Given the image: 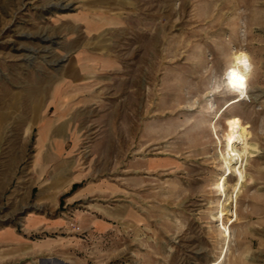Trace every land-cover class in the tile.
<instances>
[{"label": "rangeland", "instance_id": "374dc122", "mask_svg": "<svg viewBox=\"0 0 264 264\" xmlns=\"http://www.w3.org/2000/svg\"><path fill=\"white\" fill-rule=\"evenodd\" d=\"M83 46L116 67L70 101L63 69ZM233 49L255 64L248 99L210 113L203 71ZM61 114L78 145L57 159L38 141ZM233 118L257 148L237 194ZM262 121L264 0H0V264H264ZM59 161L81 182L55 208ZM89 212L111 228L82 229Z\"/></svg>", "mask_w": 264, "mask_h": 264}, {"label": "crops", "instance_id": "0c3cea01", "mask_svg": "<svg viewBox=\"0 0 264 264\" xmlns=\"http://www.w3.org/2000/svg\"><path fill=\"white\" fill-rule=\"evenodd\" d=\"M115 64L116 61L113 56L108 55L101 50L90 49L89 46H83L74 51L63 69V73L66 75L65 84H67L69 91H71L68 93L70 101H82L83 99L90 97L95 87L87 80L93 75L111 72L112 69H115ZM74 120V117L68 115L63 117L62 114L58 115L53 120L49 119L50 122L58 121V123L50 124V128L41 133L38 141L39 148L47 149L49 153L56 155V158L60 159V157L67 152L71 142L72 145H78L77 141L73 139L72 133H69V130L67 129L68 122ZM46 138L49 139V141L46 140ZM57 164L59 167L54 175L55 180L49 185V198L44 199L49 200L48 202L52 203L55 208L59 205V195L63 194V192L69 193V190H72V187L75 184L81 182L79 179L70 178L67 173H65L64 169L68 163L59 161ZM69 165H71V163ZM84 191L85 188L79 187V191L77 190L74 192L75 195L71 196L68 202L75 201L82 198L85 194L91 193L88 189H86L85 192ZM116 212L117 209L113 207L112 210L109 211L111 217L115 216ZM121 213L124 214L125 212ZM42 217L43 214L41 215V218ZM111 217L108 216L109 219H111ZM109 221L110 220H107L105 216L102 217L89 212L86 216H83L82 229H110L111 224ZM44 222V219L41 220L40 223L43 224V226H41L40 229H69V225L66 226L63 223H59L60 221H58V219L49 224Z\"/></svg>", "mask_w": 264, "mask_h": 264}, {"label": "clouds", "instance_id": "9594fccd", "mask_svg": "<svg viewBox=\"0 0 264 264\" xmlns=\"http://www.w3.org/2000/svg\"><path fill=\"white\" fill-rule=\"evenodd\" d=\"M222 61V69L217 70L214 66H209L203 71L205 83L197 101L201 98L205 99L207 111L210 113L216 111L217 97L236 96L240 99H248L250 83L255 75L253 59L244 50L233 49L222 57ZM261 123L264 124V121ZM212 264L216 262L213 261Z\"/></svg>", "mask_w": 264, "mask_h": 264}, {"label": "bare ground", "instance_id": "6f19581e", "mask_svg": "<svg viewBox=\"0 0 264 264\" xmlns=\"http://www.w3.org/2000/svg\"><path fill=\"white\" fill-rule=\"evenodd\" d=\"M43 37H46V36H43ZM239 100H240V98L237 97L233 101L237 102ZM240 125L241 124H240L239 119L233 118L231 120V123H229V125H228V133H227L229 146L233 148L232 152L237 150L236 149L237 145H239V144L242 145V150L241 151H237V154H236V156L240 159V161H239V159L234 160L235 161L234 164H238L239 163V166L234 170L233 168H235V167H232V165H230L229 163L227 164V169H228L229 173H231V171L233 169L234 171H237L238 174H239V178H238V181L236 183L235 191H234L236 194L242 189L244 183L247 180L246 173L244 172V169H243L244 162H245L246 158H248L249 156L250 157H254L255 153L257 152V148L255 146L253 147V146L250 145V143L248 141L247 133L240 129L241 128ZM231 159L232 160L234 159L233 155L231 156ZM224 179H225V177H223V181H224ZM218 186L221 187L222 184H218ZM220 217H221V214H220ZM226 233H227L226 234L227 236L230 235L228 230H226Z\"/></svg>", "mask_w": 264, "mask_h": 264}]
</instances>
